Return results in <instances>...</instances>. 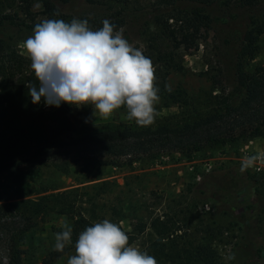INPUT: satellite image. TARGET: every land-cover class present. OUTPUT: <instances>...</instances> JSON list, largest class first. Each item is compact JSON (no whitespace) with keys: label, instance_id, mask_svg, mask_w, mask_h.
Instances as JSON below:
<instances>
[{"label":"trees","instance_id":"16d2710c","mask_svg":"<svg viewBox=\"0 0 264 264\" xmlns=\"http://www.w3.org/2000/svg\"><path fill=\"white\" fill-rule=\"evenodd\" d=\"M25 1L24 11L30 17L34 0H22ZM40 1L42 12L47 17L61 16L62 12L53 0ZM154 1L151 12L161 27L159 36L173 48H179L196 42L202 30L211 27V6L217 0ZM260 1L237 0L243 7L257 5ZM105 19L110 20L117 31L124 24L121 17H83L93 30L101 28ZM255 23V20L248 22L244 19L235 23L236 28H232L234 23L227 24L232 29L228 30L225 39L224 71L226 77L235 83L232 91L222 84L220 77H213L217 92H207L202 105L197 106L195 100L190 102L184 90L175 92V96L166 95L167 90L161 85L159 96H174V99L179 96V101L185 103L181 104L184 109L181 115L167 118L154 129L106 124L77 135L72 119L76 106L66 103L60 107L48 106L43 97L38 104L32 103L26 85L38 86V81L33 70L25 72L24 58L7 40L12 28L31 25L18 13L0 10V174H16L27 164H48L63 173L77 174L78 181L84 183L98 179L104 165H118L120 157L128 158L132 165L147 161L145 156H151L153 160L148 164L154 165L163 163V158L170 152H177L180 158L194 161L201 156H213L218 149L233 148L243 141L264 136V64L248 68L249 62L258 55L259 37L264 31L262 24ZM239 29L241 32L237 35ZM83 107L89 109L92 106ZM236 173L240 174V171L209 173L204 185L212 198L228 202L238 215L246 216L255 212L256 203L242 198L231 200L227 196ZM249 177L254 179L251 175ZM254 180L259 179L256 177ZM99 187L104 193L109 182H103ZM98 207L97 201L79 187L0 204V242L6 244L7 250V261L0 260V264H28L27 234L49 215L65 218L73 230L72 244L63 252L51 251L43 264H52L53 260L70 250L75 253L74 245L79 233L94 222L107 219L106 215L98 213ZM104 210V213L108 212L110 221L119 223L127 218L129 212L132 213V219L137 221L131 224V231H125L129 243L133 233H145L148 238L141 250L153 255L158 264H221L218 251L208 240L210 233L207 229L206 241L203 240L205 237L197 239L195 232L188 233L192 216L185 217L184 225L169 215H157L148 225L136 213L131 202L128 208L118 202ZM54 230L57 233L63 229L58 226ZM258 250L260 252L262 248Z\"/></svg>","mask_w":264,"mask_h":264},{"label":"rangeland","instance_id":"374dc122","mask_svg":"<svg viewBox=\"0 0 264 264\" xmlns=\"http://www.w3.org/2000/svg\"><path fill=\"white\" fill-rule=\"evenodd\" d=\"M60 9L61 16L55 18L71 22L73 18L83 20V17L101 16L115 19L121 17L124 24L118 31L135 47L140 48L149 57L156 69V86H171L166 95H176L184 90L186 97L195 100L197 106L202 105L207 92H217L214 78H221L222 84L230 91L235 83L225 75V39L228 30L236 28L235 23L244 19L262 24L264 28V0L257 5L243 7L237 0H217L211 6V27L202 30L196 42L173 48L171 44L159 36L160 26L151 12L154 0H53ZM31 10L33 14L27 17L22 0H0L2 12L18 13L27 19L31 27L12 28L7 40L24 58L25 72L31 69L30 59L22 54L18 45L33 34L34 26L43 19H53L43 14V4L38 10ZM150 12V13H149ZM33 18V19H32ZM228 23H234L232 28ZM255 23V24H256ZM251 25V24H250ZM241 29L237 32V35ZM260 50L255 59L249 62V69L257 64H264V31L259 37ZM176 92V93H175ZM160 96L156 105L158 115L152 125L138 126L134 120L127 118L125 108L116 110L107 120L94 115L93 107H75L72 119L77 127V135H83L103 125H131L139 129H154L159 123L165 122L173 115H181L184 109L179 96ZM217 152V153H216ZM213 156H201L194 161L180 158L177 152H170L163 158V163L149 165L153 159L145 156L147 161L130 165L129 159L119 158V164L104 165L98 179L84 183L78 181L75 173H63L51 165H24L16 174H0V204L12 201L35 198L44 194L72 189L84 188L89 197L99 204L98 213L106 215L104 209L108 205L121 202L125 208L133 203L136 213L148 225L151 218L157 215H169L178 223L185 224V217L192 216L189 232H195L197 239H208L218 251L221 264H264V136H256L243 141L236 147L218 149ZM258 157L252 161L250 157ZM146 162V163H145ZM260 167V168H259ZM233 178L231 191H227L231 200L242 198L256 203L255 212L246 216L238 215L228 202L223 203L211 197V192L204 185L209 173L226 174L237 172ZM256 174L257 176H255ZM254 179L258 177L259 180ZM261 175V176H259ZM103 182H109V188L104 193L99 187ZM218 197H222L218 194ZM103 207V208H101ZM129 212L127 218L120 223L125 231H131V224L136 223ZM64 217L57 215L46 216L32 229L26 237L28 264H43L54 250L56 231L54 227L62 226ZM155 237V235H153ZM146 234L133 233L130 244L142 248L147 239ZM261 247L262 250H258ZM69 253L53 260L52 264H67V259L74 255ZM235 259H226L229 255ZM263 255V256H262ZM0 260L7 261L6 244L0 242Z\"/></svg>","mask_w":264,"mask_h":264},{"label":"clouds","instance_id":"9594fccd","mask_svg":"<svg viewBox=\"0 0 264 264\" xmlns=\"http://www.w3.org/2000/svg\"><path fill=\"white\" fill-rule=\"evenodd\" d=\"M41 7V3H34L33 10ZM115 29L108 19L97 30L78 18L71 22L46 18L37 23L33 34L18 45L30 59L38 81V86L26 85L32 103L38 104L43 97L48 106L91 105L93 114L105 120L123 107L127 118L138 126L152 125L160 101L155 66ZM165 89L170 92L171 86L166 84ZM62 229L54 234V250L58 252L72 244V227L65 222ZM74 251L67 264H158L153 255L131 245L120 224L109 219L80 232ZM226 259H235V255Z\"/></svg>","mask_w":264,"mask_h":264},{"label":"built area","instance_id":"2783aa9c","mask_svg":"<svg viewBox=\"0 0 264 264\" xmlns=\"http://www.w3.org/2000/svg\"><path fill=\"white\" fill-rule=\"evenodd\" d=\"M260 168V167H259Z\"/></svg>","mask_w":264,"mask_h":264}]
</instances>
